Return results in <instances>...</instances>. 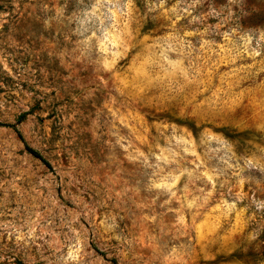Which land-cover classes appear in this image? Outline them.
I'll return each instance as SVG.
<instances>
[{
    "label": "rangeland",
    "instance_id": "rangeland-1",
    "mask_svg": "<svg viewBox=\"0 0 264 264\" xmlns=\"http://www.w3.org/2000/svg\"><path fill=\"white\" fill-rule=\"evenodd\" d=\"M0 264H264V0H0Z\"/></svg>",
    "mask_w": 264,
    "mask_h": 264
},
{
    "label": "trees",
    "instance_id": "trees-1",
    "mask_svg": "<svg viewBox=\"0 0 264 264\" xmlns=\"http://www.w3.org/2000/svg\"><path fill=\"white\" fill-rule=\"evenodd\" d=\"M27 147V146H26ZM27 149V151L29 152V153H31L33 156H35V157H37L38 159H40L44 164H47V162L40 156V154L37 152V151H35V150H33V149H31V148H26Z\"/></svg>",
    "mask_w": 264,
    "mask_h": 264
}]
</instances>
